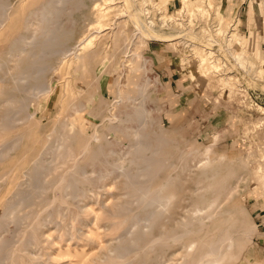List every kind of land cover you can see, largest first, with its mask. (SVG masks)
<instances>
[{
    "label": "rangeland",
    "instance_id": "1",
    "mask_svg": "<svg viewBox=\"0 0 264 264\" xmlns=\"http://www.w3.org/2000/svg\"><path fill=\"white\" fill-rule=\"evenodd\" d=\"M50 1L0 0L10 4L0 57L21 46L23 23ZM70 1L75 5L65 7L61 26L72 37L47 59L37 83L44 90L34 88L26 99L21 89L14 92L18 105L0 108V264H213L220 255L216 264H264V67L256 62L264 47L238 32L234 0H189L191 8L200 7L190 18L176 14L179 0ZM234 32L238 43H228ZM86 38L92 42L83 47ZM193 45L215 52L231 71L202 74L194 52L203 53ZM237 54L250 75L233 61ZM0 76L8 80L3 70ZM146 79L145 132L153 142L142 156H153L152 164L130 154L135 137L124 131L135 126L128 118ZM119 158L128 176L115 170L97 181ZM35 160L41 162L33 167ZM74 161L89 178L72 187L78 200L69 188ZM25 174L33 181L24 183ZM16 203L22 207L14 217L27 218L22 227L3 218ZM33 224L44 226L35 236Z\"/></svg>",
    "mask_w": 264,
    "mask_h": 264
},
{
    "label": "bare ground",
    "instance_id": "2",
    "mask_svg": "<svg viewBox=\"0 0 264 264\" xmlns=\"http://www.w3.org/2000/svg\"><path fill=\"white\" fill-rule=\"evenodd\" d=\"M77 1H79V0H77ZM188 1L189 0H179V8H178V10H176V14L178 13V14H180V13H183V14H186L188 17L190 16V15H193V14H196V13H193V12H200V7H199V5L196 7V8H191L190 7V5H189V3H188ZM72 2H74V1H70V0H51L50 2H48V7L47 8H43L40 12H39V14H38V17L36 18V15L35 14H33V19L34 18H36V19H38V23H34V22H32L31 20H33V19H29V20H27V22H24L23 24H24V27H23V31H25L24 30V28L26 27V31H28L27 33H25L24 32V34L25 35H20L21 37L18 39V41H19V45H21V46H19V47H16V48H9L8 47V45H7V47L9 48L8 50L5 48V52L3 53V55L0 57V62H1V64H0V71L1 70H3V72H4V74L7 76V77H5V78H8V80H5L3 77H1L0 76V108H1V106L3 105L4 107H6V108H10V107H13V105H15V104H17V100L15 99V95H14V92H17V91H19V90H21V89H24V93H25V95L27 96L28 94H32V92L34 91L33 89L35 88V89H37V88H39V90L41 91L44 87H43V85H41V84H37L38 82H39V80H40V78H41V76H42V74L44 73V71L46 70V68H47V59L48 58H50L51 56H53L54 54H57V53H60L61 52V50H62V47H64L63 45V42H64V40L67 38V37H69V35H70V30L69 29H66V28H64V27H62L61 25H62V23H64V21H62V19L61 18H63V17H65V11H64V9H65V7L66 6H68V5H70V4H72ZM2 3V2H1ZM80 3H82L81 1H80ZM74 5H75V2L73 3ZM76 4H79V3H76ZM42 5V4H41ZM40 5V6H41ZM73 5V6H74ZM84 6V5H83ZM79 7V6H78ZM10 8V4H0V29H2L3 28V26L8 22V20H9V17H10V13H9V9ZM29 13V12H28ZM124 13V12H123ZM122 13V15H125V14H123ZM126 13V12H125ZM34 15H35V17H34ZM175 15V14H174ZM119 17V16H118ZM121 18H122V16H121ZM165 18H167L168 20H172V16H166ZM190 18V17H189ZM26 19H28V16L26 17ZM120 19V18H119ZM25 21V20H24ZM36 22H37V20H35ZM173 21H174V19H173ZM175 22V21H174ZM25 24H26V26H25ZM112 26V25H111ZM115 26V25H114ZM110 27V26H109ZM103 28V27H102ZM105 28V27H104ZM111 28V27H110ZM233 28V27H232ZM101 29V28H100ZM113 29V28H112ZM219 30V29H218ZM232 30H234V28L232 29ZM103 31H104V29H103ZM106 31V30H105ZM110 31V30H109ZM111 31H113V30H111ZM236 31V30H235ZM101 32V30H99L98 31V28H97V31H95V33H100ZM223 32V31H222ZM231 32V31H230ZM122 32H120V34H121ZM101 34V33H100ZM71 37H72V35H70ZM68 39V38H67ZM112 39V38H111ZM67 41V40H66ZM65 41V42H66ZM172 41H174L173 39L171 40H168V42H172ZM238 41H239V36H238V34H237V32H234V33H232L231 35H229L228 36V38H227V42L229 43V42H235V43H238ZM92 42V39L90 38H86L85 40H83L81 43H80V45H83V47L84 46H87L89 43H91ZM241 42V41H240ZM9 44V43H8ZM17 45V44H16ZM79 44L77 45L78 47L80 46ZM18 46V45H17ZM6 47V46H5ZM69 47V46H68ZM190 47V46H189ZM193 47H195L196 49H199V50H201V52L203 53V54H200L198 51V53L197 52H194V56H195V58L197 59V62H198V69L200 68V69H202V74H208V73H213V72H218L219 70H221L222 69V67L223 68H225L226 70H228V71H231V69H230V67L223 61V60H221L219 57H217L216 56V53L215 52H213V51H207V50H205V49H203V48H198L197 46H195V45H193ZM192 47V48H193ZM78 49V48H77ZM84 49V48H83ZM226 50H227V48H226ZM74 51H77L76 49L74 50ZM90 51V50H89ZM1 52V51H0ZM68 53V52H67ZM74 53V52H73ZM130 53V52H129ZM71 54V53H70ZM69 54V55H70ZM75 54V53H74ZM77 54V53H76ZM86 55V54H85ZM261 55V54H260ZM77 56V55H76ZM75 56V57H76ZM127 56V55H126ZM129 57H133V54H131V55H129ZM77 58V57H76ZM133 59V58H132ZM232 59H233V61L236 63V65L238 66V68L240 69V70H242V71H244L247 75H250L249 73H248V69H247V67H246V64L245 63H243L241 60H240V54H237L236 56H232ZM75 61V60H74ZM124 61V60H123ZM256 62H257V64H258V68H260V67H264V52L262 53V56H261V58L260 59H256ZM76 64V63H75ZM49 66V65H48ZM199 71V70H198ZM200 73H201V70H200ZM252 76V78L254 77V78H260V76H258V73L257 74H255V75H251ZM233 77V79H234V81H236V83L237 82H239V78L236 76V75H233L232 76ZM145 79V78H144ZM228 79V78H227ZM41 81V80H40ZM141 84V86H140V88L138 89V91H139V93L137 94L138 96L136 97L137 98V101H136V105L135 106H132L133 108H131V113H130V116H129V118H128V121H129V119H130V121H132V119L135 121V126L134 127H132V130H129V129H125L124 131H127V133H128V136H134L135 138V140L132 142V143H130L129 144V152H130V154L132 153V154H134V155H139V156H141V159H142V161H145V162H147V163H145V162H143L142 164H141V166L145 163V164H152V163H150L151 161H149L150 159L152 160V158H154L153 156H151L150 157V159H148V158H145V157H143L142 156V154L144 153V151H146L147 150V148H148V145H149V143H152L151 141L149 142V140H151V139H148V137H149V135L145 132V127H146V121H147V117H148V110H146V108H145V100H146V91H147V89H148V80L146 79L145 81H144V83L142 84V83H140ZM225 84V83H224ZM37 85V86H36ZM43 87V88H42ZM40 88H42V89H40ZM33 90V91H32ZM44 90V89H43ZM23 93V92H22ZM32 96V95H31ZM22 97H23V95H22ZM28 97L29 96H27V98L26 99H28ZM35 97V96H34ZM23 100H25V99H23ZM132 102H133V100H132ZM114 103H116V102H114ZM19 104V103H18ZM17 104V105H18ZM26 104V103H25ZM113 104V103H112ZM133 104V103H132ZM16 109V108H15ZM20 109V108H19ZM124 109V108H123ZM264 111V110H263ZM1 115V114H0ZM7 115V114H6ZM15 115H17V114H15ZM126 117H127V115H125ZM125 116H124V118H125ZM15 117V116H14ZM17 117V116H16ZM1 118V117H0ZM2 119H3V117H2ZM2 119H0V120H2ZM4 119H6L7 120V118H4ZM11 119V118H10ZM13 119V118H12ZM8 120H9V118H8ZM121 120V119H120ZM122 121V120H121ZM120 121V122H121ZM133 121V122H134ZM1 122V121H0ZM12 122H13V120H12ZM112 122V121H111ZM122 123H123V121H122ZM12 124V123H11ZM117 124V123H116ZM3 124H1L0 123V126H2ZM70 125H72L71 123H70ZM119 125V124H118ZM4 126H5V124H4ZM12 126V125H11ZM3 127V126H2ZM1 127V128H2ZM178 127V126H177ZM4 128V127H3ZM2 128V129H3ZM2 129H1V131H2ZM175 130V132H173V131H171V133L173 132V134L174 133H177L176 132V129H174ZM163 132V131H162ZM70 133V132H69ZM63 136V135H62ZM155 136V135H154ZM126 137V136H125ZM91 139H94V138H96V131H95V129L93 130V134H92V136L90 137ZM159 138V137H158ZM106 139H108V138H106ZM106 141H108V140H106ZM154 141H156V143H159L160 141H159V139L158 140H156V139H154ZM155 143V144H156ZM171 145V144H170ZM88 146V145H87ZM150 146H152V144L150 145ZM59 147V146H58ZM51 148H52V146H51ZM128 148V147H127ZM46 149V148H45ZM53 149V148H52ZM206 150H205V155H204V157L205 156H207V157H209V147H207V148H205ZM156 150V149H155ZM83 151H87V149H84ZM8 152V151H7ZM57 152V151H56ZM82 152V151H81ZM147 152V151H146ZM158 152H159V150H158ZM160 152H162V151H160ZM51 154V153H50ZM154 154V153H153ZM42 155V154H41ZM54 155H56V154H54ZM82 155V154H81ZM93 155V154H92ZM150 155V154H149ZM155 155V154H154ZM125 156V155H124ZM131 156V155H130ZM3 157V156H2ZM5 158H6V156H4ZM40 157V156H39ZM52 157V156H51ZM57 157V156H56ZM41 158V157H40ZM73 158V157H72ZM133 158V156L131 157V159ZM1 159V158H0ZM51 159V158H50ZM78 159V158H77ZM134 159V158H133ZM140 159V158H139ZM156 159V158H155ZM57 160V159H56ZM154 160V159H153ZM209 159L207 158V161H208ZM43 161H44V159H43ZM55 161V160H54ZM121 158H119V159H116V161H112L111 163H109L108 165L106 164V162H105V164L107 165V166H109V168L111 169V171L110 172H106L105 174H99V176H98V179H97V181H100L101 179L102 180H104V175H106V176H108L107 175V173L108 174H113L114 172H115V170H117L118 171V176H121V175H124V176H128V172L127 171H124L123 169H122V166H121ZM130 161V160H129ZM133 160H131V162H132ZM135 161V160H134ZM141 161V160H140ZM205 161H206V159H205ZM206 161V162H207ZM210 161V160H209ZM208 161V162H209ZM41 161H39V160H35L34 162H33V167H35V165L37 164V163H40ZM46 162V161H45ZM69 162H71V160L69 161ZM125 162V161H124ZM205 162V163H206ZM218 162V161H217ZM129 163V162H128ZM136 163H138V164H140L139 162H136ZM136 163H135V165H136ZM216 163V162H215ZM52 164V163H51ZM64 164V163H63ZM131 164V163H130ZM129 164V165H130ZM159 164V163H158ZM218 164V163H217ZM134 164H131V166H133ZM205 166L207 165V164H204ZM105 166V165H104ZM155 166V165H154ZM153 166V167H154ZM214 166V165H213ZM212 165L210 166V168H212L213 167ZM72 167V172L74 173L73 175L75 176L74 177V179H72L71 177V179H70V182H69V188L72 190V187H74L76 184H78V183H80V184H88V182H89V178H88V176H86L85 175V173L82 171V170H80L79 169V167H78V165H77V163H76V161H74L73 162V165L71 166ZM144 167V166H143ZM150 168L151 167V165H146L145 166V168ZM156 167V166H155ZM154 167V168H155ZM50 168V167H49ZM48 168V169H49ZM128 168V167H127ZM145 168H143V169H145ZM157 168V167H156ZM155 168V169H156ZM213 168H215V167H213ZM71 169V168H70ZM103 169V168H102ZM152 169V168H151ZM150 169V170H151ZM57 170V169H56ZM149 170V169H148ZM214 170H216V169H214ZM218 170V169H217ZM216 170V171H217ZM31 171V170H30ZM103 171H105V170H103ZM137 171V170H136ZM139 171V170H138ZM143 171V170H142ZM215 171V172H216ZM34 172H35V170H34ZM69 172L70 171H67V173L69 174ZM72 172H70V173H72ZM140 172V171H139ZM214 172V171H213ZM36 173V172H35ZM66 173V172H65ZM64 173V174H65ZM135 173V172H134ZM144 173H147L146 171L144 172ZM143 173V174H144ZM217 173V176H218V174L220 173V172H216ZM40 174V173H39ZM52 174V172H50L49 173V176ZM142 174V175H143ZM204 174V173H203ZM206 174L207 173H205L204 174V177L206 176ZM214 174V173H213ZM34 175H36V174H34ZM70 175V174H69ZM69 175H67V176H65V177H68ZM134 175V174H133ZM210 175H212V174H210ZM210 175H209V177H210ZM39 176V175H38ZM111 176V175H110ZM116 176V175H115ZM117 176V177H118ZM130 176V175H129ZM135 176V175H134ZM208 176V175H207ZM207 176L205 177V178H207ZM213 176V175H212ZM216 175L214 174V176H213V178L215 177ZM215 177V178H218V177ZM25 179L23 180L24 181V183H27V181L30 179L29 177H28V175L27 174H25ZM58 177V176H57ZM61 177H64L63 175L61 176ZM61 177H60V179H61ZM109 177V176H108ZM140 177V178H139ZM138 177V179H142V177H141V175ZM149 178V177H148ZM69 179V178H68ZM127 179V178H126ZM150 179V178H149ZM210 179V178H209ZM211 179H212V177H211ZM210 179V180H211ZM30 180H32V179H30ZM35 180V182H36V179H34ZM101 180V181H102ZM113 180V179H112ZM128 180V179H127ZM132 180V179H131ZM134 180V179H133ZM137 180V179H136ZM135 180V181H136ZM22 181V182H23ZM33 181V180H32ZM41 181V180H40ZM39 181V182H40ZM61 181H63V180H61ZM213 181H215V180H213ZM35 182L33 183V185L35 184ZM44 182V181H43ZM126 182V181H125ZM128 183H129V181H127ZM139 182V181H138ZM167 182V181H166ZM59 183V182H58ZM131 183V182H130ZM150 183H151V181H150ZM160 183H161V181H160ZM37 184H38V182H37ZM60 184V183H59ZM136 184V183H135ZM141 184V183H140ZM139 184V185H140ZM152 184V183H151ZM157 184H159V183H157ZM157 184H155V186L157 185ZM167 184V183H166ZM175 184V183H174ZM27 185V184H26ZM33 185H31V186H33ZM56 185H58V184H56ZM61 185V184H60ZM136 185H138V184H136ZM159 185H161V184H159ZM159 185H157L156 186V188H159ZM18 186V185H17ZM30 186V187H31ZM36 186V185H35ZM55 186V185H54ZM53 186V187H54ZM102 186V185H101ZM162 186V185H161ZM160 186V187H161ZM164 186H166L165 184H164ZM163 186V187H164ZM50 187V186H49ZM151 186H149V188H150ZM168 187V186H167ZM169 187H170V185H169ZM25 188H27V187H25ZM33 188V187H32ZM36 188V187H35ZM66 188V187H65ZM125 188H127V187H125ZM143 188V187H142ZM18 189L20 190V188L18 187ZM21 189H23V188H21ZM43 189V188H42ZM67 189H68V187H67ZM103 189V188H102ZM154 189H155V187H153V189L152 190H150V192L151 191H153L154 192ZM170 189V188H169ZM18 190V191H19ZM158 190V189H157ZM161 190V189H160ZM159 190V191H160ZM163 190V189H162ZM165 190H166V188H165ZM23 191V190H22ZM32 191V190H31ZM38 191H39V189H38ZM43 191H44V189H43ZM73 191V190H72ZM144 191V190H143ZM156 191V190H155ZM158 191V192H159ZM24 192V191H23ZM29 192H30V190H29ZM34 191H32V193H33ZM36 192H37V189H36ZM58 192H59V190H58ZM105 192V191H104ZM126 192V191H125ZM146 192H147V190H146ZM149 192V193H150ZM157 192V193H158ZM165 192V191H164ZM166 192H167V190H166ZM31 193V192H30ZM29 193V194H30ZM62 193V192H61ZM67 193V192H66ZM108 193H109V191H108ZM26 194H27V192H26ZM34 194V193H33ZM32 194V195H33ZM37 194V193H36ZM42 194H46V193H43L42 192ZM57 194V193H56ZM63 194V193H62ZM68 194H69V192H68ZM67 194V195H68ZM141 194V193H140ZM170 194H172V192L170 193ZM14 195V194H13ZM16 195V194H15ZM14 195V196H15ZM35 195V194H34ZM58 196H60L59 194H57ZM65 195V194H64ZM71 195L73 196V198L74 199H77V194H74V191L73 192H71ZM155 195V194H154ZM163 195H164V193H163ZM24 196V195H23ZM29 196V195H28ZM27 196V197H28ZM38 196V195H37ZM41 196V195H40ZM58 196H56L55 197V199H53L54 200V203H55V200L57 199V197ZM82 196V195H81ZM172 196L174 197V196H176L174 193H173V195H169V197H168V200H170L171 198H172ZM26 197V196H25ZM25 197L23 198V199H25ZM26 197V198H27ZM30 197H31V195H30ZM34 197V196H33ZM39 197V196H38ZM62 197V196H61ZM144 197H145V195H144ZM143 197V198H144ZM146 198V197H145ZM59 199L61 200L62 198H60L59 197ZM36 200H39V199H36ZM41 200H42V198H41ZM45 199H43V201H44ZM78 200V199H77ZM145 200H147V198L145 199ZM172 200H173V198H172ZM18 201H20V200H18ZM26 201V200H25ZM76 200H74V202H75ZM148 201V200H147ZM161 201V200H160ZM205 201V200H204ZM28 202V201H27ZM33 202V201H32ZM34 202H37V201H35L34 200ZM38 202H40V200L38 201ZM63 202V201H62ZM61 202V203H62ZM149 202H151L150 204H152V200L151 201H149ZM148 202V203H149ZM165 202V201H164ZM166 202H167V200H166ZM165 202V203H166ZM171 202V201H170ZM8 203H10V201L8 202ZM13 203V202H12ZM23 203H25V202H23ZM29 203H30V201H29ZM28 203V204H29ZM60 203V204H61ZM162 203V202H161ZM164 203V204H165ZM167 205H168V203H166ZM211 204H213V203H211ZM49 205H51V203L49 204ZM48 205V206H49ZM166 205V206H167ZM210 205V204H209ZM208 205V206H209ZM117 206V205H116ZM146 206H147V204H146ZM212 206V205H211ZM20 207V210H21V207L22 206H20V203H16V204H12V205H8L6 208V213H5V216L3 217V218H8L9 219V223H8V221L6 222V223H8V225L9 224H12V222H13V224H15V226L14 227H22V225H24L25 223H27V222H25L26 221V219H25V214H24V216H21V214H20V216H21V218H20V216L16 219V217H14V215L16 214V213H18L19 212V210H18V208ZM110 207H114V206H112V205H110ZM5 208V207H4ZM80 208H82V207H80ZM102 208L103 209H106L107 210V206L106 205H102ZM147 208V207H146ZM165 208V207H164ZM23 210V209H22ZM80 210V209H79ZM154 210V209H153ZM86 211H87V209H86ZM89 212V211H88ZM41 213V212H40ZM19 215V214H18ZM17 215V216H18ZM37 215V214H36ZM39 215V214H38ZM37 215V216H38ZM137 216H138V214H136ZM151 215V214H150ZM149 215V216H150ZM153 215V214H152ZM151 215V216H152ZM34 216V215H33ZM36 216V217H37ZM48 216V215H47ZM32 218V217H31ZM34 218V217H33ZM48 218V217H47ZM112 218H114V217H112ZM135 218V217H134ZM3 220V219H2ZM34 220H35V218H34ZM104 220V219H103ZM5 221V220H4ZM3 221V222H4ZM28 221V220H27ZM46 221V220H45ZM106 221H108V220H106ZM148 221V220H147ZM15 222V223H14ZM112 222V221H111ZM123 222V221H122ZM2 223V222H1ZM40 223V222H39ZM45 223V222H44ZM38 224V223H37ZM73 224V223H72ZM112 224V223H111ZM113 226V225H112ZM40 227H43L44 228V226L41 224V225H31V230L33 231V234L32 235H36V231L38 230V228H40ZM40 230V229H39ZM44 230V229H43ZM42 230V231H43ZM143 231V230H142ZM229 231V230H228ZM141 232V231H140ZM139 232V233H140ZM144 232V231H143ZM41 233V235L40 236H42V234H43V232H40ZM142 235L144 234V233H141ZM226 234V233H225ZM1 235V234H0ZM137 235H139V234H136V236ZM39 236V237H40ZM125 236V235H124ZM135 236V237H136ZM175 236V235H174ZM172 237V238H170V239H168L167 238V241L169 242V240H171V239H173V240H175V237H177V236H175V237ZM230 236V235H229ZM143 237V236H142ZM179 237V236H178ZM1 238V237H0ZM37 238V237H36ZM99 238V237H98ZM37 239H39V238H37ZM126 239V238H125ZM137 239V238H136ZM166 239V238H165ZM177 239V238H176ZM231 240H232V238H230ZM128 240V239H127ZM173 240H171V241H173ZM29 241V240H28ZM166 241V242H167ZM210 241V240H209ZM39 242V241H38ZM41 242V241H40ZM123 242L125 243V240L123 241L122 240V244H123ZM227 242H228V240H227ZM7 243V242H6ZM223 243V242H222ZM95 244V243H94ZM131 244V243H130ZM132 244H134V243H132ZM209 244H211V243H209ZM216 244H218V243H216ZM220 244H221V242H220ZM233 244V243H232ZM14 245V244H13ZM114 245H116V244H114ZM223 245V244H222ZM222 245H220V246H222ZM32 246V245H31ZM111 246V245H110ZM212 246H213V244H212ZM11 247V246H10ZM113 248H114V246H113ZM232 248H233V246H232ZM25 249V248H24ZM26 249H27V247H26ZM111 249H112V247H111ZM123 249V248H122ZM10 250V249H9ZM14 250H15V248H14ZM114 251L116 250V247L113 249ZM8 251V250H7ZM203 251V250H202ZM30 252V251H29ZM121 252V251H120ZM220 252V251H219ZM11 253H13V252H11ZM225 253V252H224ZM205 255H206V253H205ZM211 255V254H210ZM219 255V254H218ZM97 256V255H96ZM93 257L94 259H96L97 257ZM106 256H108V255H106ZM214 256V255H213ZM212 256V257H213ZM220 256H224V255H220ZM220 256H218V257H216V259L215 260H212L213 262V264H216V263H218L219 261H218V258L220 257ZM110 257V256H109ZM118 257V256H117ZM117 257H116V259L115 260H117ZM202 257H204V256H202ZM207 257H208V255H207ZM211 257V256H210ZM6 258V257H5ZM11 258V257H10ZM79 258V257H78ZM93 258H90L91 259V261H94V259ZM112 258V257H111ZM115 257H113L112 259H114ZM4 259V258H3ZM82 259V258H81ZM85 259V258H84ZM90 259H89V261H90ZM118 259H119V257H118ZM201 259H203V258H201ZM211 259V258H210ZM9 260V259H8ZM96 260H98V258L96 259ZM4 261V260H3ZM7 261V260H6ZM78 261H79V259H78ZM112 261V260H111ZM203 261V260H202ZM202 261H201V263H202ZM12 262V261H11ZM104 262V261H103ZM103 262H101L100 261V264L101 263H103ZM105 262H107L106 260H105ZM197 262V261H196ZM2 263V262H1ZM79 263V262H78ZM82 262H80V264H81ZM83 263H85L84 262V260H83ZM94 263H96L97 264V262H94ZM93 262L92 263H90L89 262V264H94ZM107 263H110V261H108ZM127 263V262H126ZM199 263V262H198ZM5 264V263H4ZM11 264V263H10ZM99 264V263H98ZM200 264V263H199ZM204 264V263H203Z\"/></svg>",
    "mask_w": 264,
    "mask_h": 264
},
{
    "label": "crops",
    "instance_id": "3",
    "mask_svg": "<svg viewBox=\"0 0 264 264\" xmlns=\"http://www.w3.org/2000/svg\"><path fill=\"white\" fill-rule=\"evenodd\" d=\"M238 11V32H249L261 49L264 47V0H234ZM264 49V48H263Z\"/></svg>",
    "mask_w": 264,
    "mask_h": 264
}]
</instances>
